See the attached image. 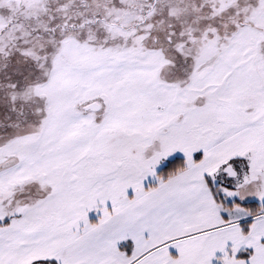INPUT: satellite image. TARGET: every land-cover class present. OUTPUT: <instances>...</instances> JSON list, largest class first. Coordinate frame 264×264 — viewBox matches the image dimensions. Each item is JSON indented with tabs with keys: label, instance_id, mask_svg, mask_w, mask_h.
Returning <instances> with one entry per match:
<instances>
[{
	"label": "snow or ice",
	"instance_id": "snow-or-ice-1",
	"mask_svg": "<svg viewBox=\"0 0 264 264\" xmlns=\"http://www.w3.org/2000/svg\"><path fill=\"white\" fill-rule=\"evenodd\" d=\"M0 264H264V0H0Z\"/></svg>",
	"mask_w": 264,
	"mask_h": 264
}]
</instances>
